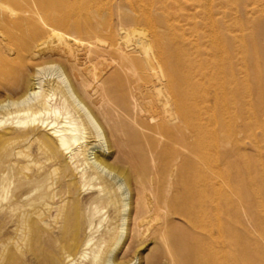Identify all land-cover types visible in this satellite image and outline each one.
<instances>
[{
	"label": "bare ground",
	"instance_id": "1",
	"mask_svg": "<svg viewBox=\"0 0 264 264\" xmlns=\"http://www.w3.org/2000/svg\"><path fill=\"white\" fill-rule=\"evenodd\" d=\"M4 1L20 4L26 0ZM91 1L98 9L105 2L35 0L48 20L38 13L28 21L33 40L47 39L34 49L48 43H57L62 49L56 57L41 56L42 65L36 67L23 91L11 87V97L0 103V129L6 127L0 130V142L10 146L8 167L15 172L18 186L25 189L6 206L0 205V212L15 217L21 239L30 243L36 229L65 232L75 211V226L82 237L74 244L75 254L68 251L61 255V264H117L115 256L127 236L129 222L133 239L140 241L150 233L164 240L165 233L175 228L170 220L173 216L195 233L187 238V244L185 239V244L180 241L183 246H177L181 255H188L186 261L264 264V250L251 247L258 239L246 228L237 231L240 201L234 193L241 185L246 192L242 199L246 214L264 242V164L248 154L240 157L234 140L241 119L250 145L264 153V142H259L254 132L260 122L251 108L253 89L247 80L242 38L233 26L228 35L230 47L224 37H217L208 40L209 49H200L187 39L181 24L166 17L170 45H163L148 11L155 0H131L143 12L137 21L146 24L152 34L146 38L135 21L118 28V39L111 33L108 43L100 41L105 46L98 49L99 43L60 30L73 26L76 33L89 31L74 18ZM2 2L1 7L5 5ZM260 4L257 11L264 20V2ZM211 27L215 29L216 22ZM192 32L201 33L197 24ZM151 43L156 48L153 55L149 53ZM34 49L31 59L39 54ZM11 50L8 42L0 41L1 59ZM17 54L22 57L19 54L23 53ZM60 61L72 73L74 86ZM110 65H114L112 70L107 69ZM261 83L258 90L263 92ZM260 92L258 97L263 99ZM126 121L135 132L126 129ZM220 137L232 147L224 155L212 156ZM138 150L153 169L157 161H167L162 163L167 186L158 192L142 178ZM6 200L1 175L0 204ZM2 253L4 250L1 257Z\"/></svg>",
	"mask_w": 264,
	"mask_h": 264
},
{
	"label": "rangeland",
	"instance_id": "2",
	"mask_svg": "<svg viewBox=\"0 0 264 264\" xmlns=\"http://www.w3.org/2000/svg\"><path fill=\"white\" fill-rule=\"evenodd\" d=\"M104 1V5L101 9L97 8L95 1H91L88 7L85 10L78 12L74 18L78 19L82 25L88 27L90 29L89 31L84 30L83 33H76L78 31H76V28L73 26L68 28L61 27L60 30L64 33L78 34L77 36L82 39L97 42L99 43L97 47L98 49H104V44L108 43V38L111 33L115 35L116 39H118V28H121L122 25L128 26L129 24L135 23V21L137 29L145 31L147 35L146 38L152 34V30L146 24L137 21L143 12L138 7L132 5L131 0ZM226 1L227 3L223 0H172L171 3L170 0H164L163 2L165 3L162 2L163 4L159 5L161 3H159L158 0H155L151 6H148V11L155 20V31L158 34L161 43L166 46L170 45V29L166 17L169 19L170 17H173L172 21L170 19L171 22L178 23L179 25L181 24L185 29L187 39L200 45V49H209L210 46L208 40L217 37H224L222 39L226 40V45L230 47L231 45L228 35H230L229 30L233 29L234 26L235 34L243 40L241 45H243V53L248 67L247 80L253 89L251 108L253 112H256V114L258 113V119L260 122V126L256 127L254 132L257 134V140L259 142H264V89L263 92L258 90L260 81L262 82L261 89L262 87L264 88V20L259 17L261 13L257 11L261 8L259 5H261L260 3L264 2V0H261L259 5L257 4V0L256 3L255 0H237L236 4L234 3L235 0ZM2 3L5 5L2 7L0 6V41L8 42L11 45L12 50L5 54V58H0V103L5 101L7 97H11L12 93L10 92V89H16V92L18 93L23 91L26 83L33 77L36 67L42 65L43 61L41 56L54 55V57H56V54L62 49V46H59L57 43H48V45H43L44 47L40 46L34 49L35 45H40L46 38L33 40L28 30V21L38 13L48 20L47 15L42 13L41 7L36 4L35 0H26L20 4H8L7 1L3 0ZM174 4L176 5L174 6ZM162 6H165L164 10L161 9ZM212 22H216V28L211 30ZM194 24H197L201 30L199 35H195V33L192 32ZM208 26L210 27V31ZM214 34H216V37ZM100 41L105 42L101 44L103 47L100 45ZM238 45L239 44H235L236 48ZM18 48L21 49V51H19ZM33 49L38 51L39 54L31 59L30 57ZM75 49L81 50V48ZM155 51V44L151 43L149 53L151 52L150 54L153 55ZM18 52L23 53L19 54L22 57H18ZM60 66L62 67L65 76L74 86L75 81L73 75L68 70L65 62L62 61ZM112 67L114 68V65L108 66L107 69L112 70ZM207 84L208 83H206V85ZM258 91L263 95V99H259ZM18 93H16V95ZM83 100L89 108L92 107L87 100ZM124 125L129 132H135V129L132 126H129L127 121L124 122ZM102 126L108 133L105 124L102 123ZM5 128L6 127L3 129L1 128L0 130H4ZM242 128L243 123L241 122V119H238L237 132L234 136V140L239 144L238 150L240 157L244 154H248L253 160L261 163L263 162L264 164V153L261 154L253 149L250 145L249 139L242 132ZM220 139L221 142L218 144V147L214 149V152H212V156L218 154L224 155L232 147L229 144L227 145V142H225L222 137H220ZM109 141L110 139L108 137V145L110 144ZM4 143L5 142H3V144ZM3 144H0V176L4 175L7 200L0 205L6 206V204H8L11 199L15 198L16 195L18 196L25 192V189L20 188L14 180L15 172L10 171L8 167L10 160V146L7 143ZM135 147L144 151V149L140 148V145ZM142 151H139V156H141L140 158L142 162H139V169L141 168V174L143 175L142 178H147V184L150 186V189L158 192L164 188V186H167V183H165V169L163 166L167 161H157L156 168L153 169L152 166L145 163L143 160L144 155ZM132 174L130 183L131 190L133 188L132 185L135 182L134 179L136 178V173L134 172ZM13 181L14 183H12ZM124 192L127 194L129 191L128 189H125ZM245 193L244 187L242 188L241 185L237 187V190L234 193L235 200L240 201V207H238L239 219L237 231L242 233L245 228L246 230L248 229L251 236L258 239V244L251 243V247L254 250H256V248L257 250H264V242L260 239V233L255 229L253 222L246 214L247 208L242 201L243 197L246 195ZM128 197L131 202L133 199L132 193L128 194ZM170 220L173 225H175V228L165 233L164 240L150 233L145 234L140 241L133 239L131 236L132 234L129 233V226H131L129 222L127 225V236L124 238L123 245L115 256V262L117 264H194V262L190 260L186 261L188 255H181L182 252H179L177 247L183 246L180 245L181 240L182 244H185V241L187 244V238L195 234L194 230L191 226L181 221L177 216L171 217ZM69 222L71 225L65 230V232L63 231L64 233H42L36 229L32 234L30 243H27L28 241H23L20 237V232L16 230L15 217L5 211L0 212V252L4 250L2 257L0 256V264H61V255L68 251L75 254L76 249L74 244L82 237L81 232H79L75 226L77 222L75 211H72L70 214ZM209 229L210 227L208 226L206 230ZM100 233L101 232L96 235L98 236ZM187 234H189V236ZM17 239L18 241H15ZM17 246H19V248ZM32 249L34 250L32 251ZM30 251L31 253H35V255L32 256L29 254Z\"/></svg>",
	"mask_w": 264,
	"mask_h": 264
}]
</instances>
